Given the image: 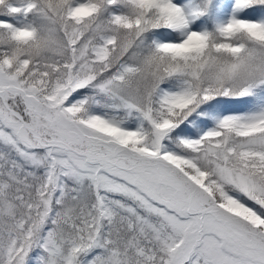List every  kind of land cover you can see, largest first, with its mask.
Segmentation results:
<instances>
[{
	"label": "snow or ice",
	"instance_id": "obj_1",
	"mask_svg": "<svg viewBox=\"0 0 264 264\" xmlns=\"http://www.w3.org/2000/svg\"><path fill=\"white\" fill-rule=\"evenodd\" d=\"M0 264H264V0H0Z\"/></svg>",
	"mask_w": 264,
	"mask_h": 264
}]
</instances>
